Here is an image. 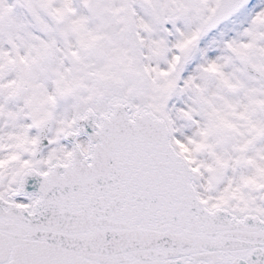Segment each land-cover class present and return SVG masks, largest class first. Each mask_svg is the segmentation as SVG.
Wrapping results in <instances>:
<instances>
[{"label":"snow or ice","instance_id":"6c2138e0","mask_svg":"<svg viewBox=\"0 0 264 264\" xmlns=\"http://www.w3.org/2000/svg\"><path fill=\"white\" fill-rule=\"evenodd\" d=\"M0 264H264V0H0Z\"/></svg>","mask_w":264,"mask_h":264}]
</instances>
